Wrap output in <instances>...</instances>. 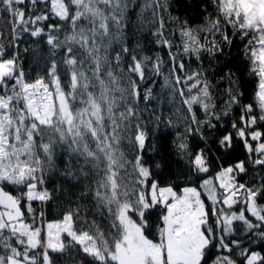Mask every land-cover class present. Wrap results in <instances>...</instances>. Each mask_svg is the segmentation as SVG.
<instances>
[{"label": "snow or ice", "instance_id": "6c2138e0", "mask_svg": "<svg viewBox=\"0 0 264 264\" xmlns=\"http://www.w3.org/2000/svg\"><path fill=\"white\" fill-rule=\"evenodd\" d=\"M85 262L264 264V0H0V264Z\"/></svg>", "mask_w": 264, "mask_h": 264}, {"label": "trees", "instance_id": "16d2710c", "mask_svg": "<svg viewBox=\"0 0 264 264\" xmlns=\"http://www.w3.org/2000/svg\"><path fill=\"white\" fill-rule=\"evenodd\" d=\"M212 9L210 8L209 11H211ZM175 15V13H174ZM185 16H187V13L185 14ZM190 24H199L200 23V18H197L196 20H190L189 21ZM178 27L177 24L174 23H169L168 25H166V28H168L169 30H173L176 29ZM170 33L168 31H166L165 35H169ZM174 38V37H173ZM152 37L145 35L143 37V42L146 43V46L148 49H150V53L149 54H160L162 56H164L165 61L167 60V54L164 50L157 48L155 45H152L151 43H149L151 41ZM37 46L41 47L42 49H44L45 51H47V49L50 47L46 44V38L42 39L40 37H30L28 34H24L22 37V41L20 43V49H21V56H20V63L24 66V69L26 71V74L28 77H32L34 78L36 75L41 74L42 72V68L45 65H38L32 58L31 55V50L36 48ZM23 49H29V52H24ZM255 89V82L253 80V82L249 83L247 86V95L249 97V99L245 100V103L251 102V96L254 92ZM238 145L240 144V142H237ZM219 155V154H217ZM237 159H245V152L244 149L241 146H239L237 148V151L233 154L232 157H230L227 161H222V163L225 164V166H227L228 164L234 163ZM184 171V169L181 167V165L177 164L175 165L170 172L171 174H175V175H179ZM251 176V173L249 174V176H241V182H244L245 180H249ZM169 177L166 176L165 179H168ZM8 191H12L11 188L7 189ZM206 203H208V201L206 200ZM34 207H39L38 203L34 204ZM46 212V220H55V219H60V213H61V209L57 208V207H53V206H49L48 208L45 209ZM85 264H87V262H85Z\"/></svg>", "mask_w": 264, "mask_h": 264}]
</instances>
